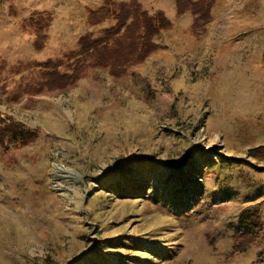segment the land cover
<instances>
[{
    "label": "rangeland",
    "instance_id": "obj_1",
    "mask_svg": "<svg viewBox=\"0 0 264 264\" xmlns=\"http://www.w3.org/2000/svg\"><path fill=\"white\" fill-rule=\"evenodd\" d=\"M138 1L171 25L141 64L87 61L30 96L116 6L92 23L102 0H0V127L35 132L0 144V264H264V0H213L201 29L173 0ZM244 210L259 234L232 254Z\"/></svg>",
    "mask_w": 264,
    "mask_h": 264
},
{
    "label": "trees",
    "instance_id": "obj_2",
    "mask_svg": "<svg viewBox=\"0 0 264 264\" xmlns=\"http://www.w3.org/2000/svg\"><path fill=\"white\" fill-rule=\"evenodd\" d=\"M105 4L96 14V21L100 22L104 15H107L109 10L105 7L116 6V11L112 12V16L116 20L114 27L105 30L102 37L90 39L88 36H83L79 39V48L77 51H72L67 55V60H71L73 71L70 74H64L57 70L60 63L51 65L47 73L41 75L42 80L34 86H26L23 90L30 96L42 92L44 89L53 90L65 85L71 84L79 78L81 71L87 61L91 62V67H108L113 76H118L126 71L130 65L141 64L145 58L155 51L158 46L154 43L153 37L161 30L168 29L170 25L169 19L161 10L155 14L149 13L142 8L138 0H128V2H116V0H102ZM213 0H173L175 12L177 15H182L186 11L193 15L192 27L201 29V27L209 20L210 7ZM110 8V7H109ZM93 13V12H91ZM94 14V15H95ZM39 24V25H38ZM36 25L38 35L42 38V24L38 22ZM41 41H38V45ZM50 67L46 64L45 67ZM142 89L145 95L149 93L148 83L146 80H141ZM20 125H4L0 127V144L6 138L20 133L21 142L26 143L34 137V131H22ZM255 157H260L264 147L253 150ZM127 180H124L126 183ZM143 185V184H142ZM239 223L243 227L242 233H235L232 236L234 245L232 246L233 253H242L249 247L257 238L261 226V217L258 210H244L239 215ZM94 260L83 256L75 262V264H115V262H107L105 259L95 258Z\"/></svg>",
    "mask_w": 264,
    "mask_h": 264
}]
</instances>
